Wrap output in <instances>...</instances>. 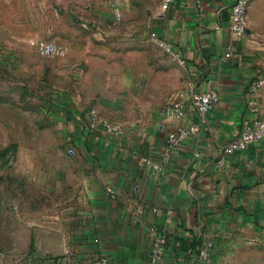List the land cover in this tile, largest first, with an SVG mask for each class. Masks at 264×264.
Listing matches in <instances>:
<instances>
[{"label":"crops","instance_id":"crops-1","mask_svg":"<svg viewBox=\"0 0 264 264\" xmlns=\"http://www.w3.org/2000/svg\"><path fill=\"white\" fill-rule=\"evenodd\" d=\"M233 1L174 0L152 25L186 59L183 79L174 78L165 89L184 86V116L166 111L180 91L170 101L135 107L123 106L106 89L96 96L55 94L51 110L64 129V145L35 158L42 197L13 200L0 212L1 264H102V254L109 264H151L160 232L168 237L164 264H234L240 248L264 239V138L224 149L251 125V84L264 73V51L231 28ZM126 84L131 100L134 82ZM210 88L221 99L203 119L191 94ZM255 97L264 106V85ZM90 106L122 122L124 131L92 128ZM191 123L197 132L155 167L170 130ZM194 239L213 242L207 258L189 254Z\"/></svg>","mask_w":264,"mask_h":264},{"label":"rangeland","instance_id":"rangeland-1","mask_svg":"<svg viewBox=\"0 0 264 264\" xmlns=\"http://www.w3.org/2000/svg\"><path fill=\"white\" fill-rule=\"evenodd\" d=\"M163 8V0H0V212L38 195L35 158L64 145L51 110L55 94L106 89L135 107L170 101L183 89L165 90L184 73L152 31ZM248 24L247 35L264 51V0H251ZM39 38L62 43L66 53L41 54ZM256 241L240 248L233 263L264 264V239Z\"/></svg>","mask_w":264,"mask_h":264},{"label":"built area","instance_id":"built-area-1","mask_svg":"<svg viewBox=\"0 0 264 264\" xmlns=\"http://www.w3.org/2000/svg\"><path fill=\"white\" fill-rule=\"evenodd\" d=\"M174 0H163V6L168 7ZM251 0H234L230 7V22L232 30L239 36H244L248 33V8ZM159 43L165 50L172 53L174 57L179 59L180 63H186V59L182 56L181 52L176 49L171 42L166 39L157 36ZM36 47L38 51L46 56L63 55L66 53L65 46L52 39L39 38L36 40ZM232 53V49H229L223 55V58H227ZM264 85V73L257 76L252 81V94L250 99V105L255 112V117L251 125L244 126L236 136L229 141L224 149L227 152L234 151L235 149L248 146L250 143L264 138V106L255 97L258 90ZM179 97L171 100L167 106L166 111L176 116H184L185 109V95L186 91L181 90ZM194 104L197 107L198 112L202 115L203 119H206V114L214 108V106L220 101L221 94L216 88H210L207 91H198L191 94ZM89 124L92 128L103 125L108 131L113 133H122L124 131V125L116 120H112L104 116L100 110L95 106H90L87 109ZM199 126L196 123L178 125L174 129H171L162 150L161 160L153 162L155 167H161L167 163L172 156L173 149L179 145L188 135L197 132ZM148 160V159H147ZM108 191H114L112 186L107 187ZM99 246H102L100 237H96ZM168 237L166 232L158 233L152 245L151 264H164L163 255L167 248ZM213 242L207 240L202 242L197 249L196 255L199 258H207L210 255V249ZM192 251V248L190 249ZM100 263L109 264V257L102 254L99 258ZM187 264V263H186Z\"/></svg>","mask_w":264,"mask_h":264},{"label":"trees","instance_id":"trees-1","mask_svg":"<svg viewBox=\"0 0 264 264\" xmlns=\"http://www.w3.org/2000/svg\"><path fill=\"white\" fill-rule=\"evenodd\" d=\"M201 244L200 239H194L187 245V251L189 254H194L197 252L198 246ZM192 248V251L190 250ZM188 264V263H187Z\"/></svg>","mask_w":264,"mask_h":264}]
</instances>
